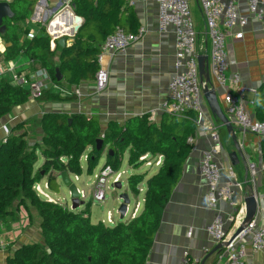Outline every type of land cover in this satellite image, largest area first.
<instances>
[{
  "label": "trees",
  "instance_id": "obj_1",
  "mask_svg": "<svg viewBox=\"0 0 264 264\" xmlns=\"http://www.w3.org/2000/svg\"><path fill=\"white\" fill-rule=\"evenodd\" d=\"M36 0H15L10 9L13 20H4V40L10 47L5 59L26 54L46 72L55 84L58 69L63 83L78 85L94 81L100 66L98 56L105 39L115 29L135 33L139 29L138 18L126 0H70L75 16L81 18L80 27L70 46L50 50L51 38L44 28L39 35L21 38L20 22L32 15ZM65 23H54L53 35L59 34ZM72 28L64 31L70 33ZM58 55L55 66L51 58ZM60 100L44 91L38 100ZM29 100L26 89L7 82L0 83V118L14 107ZM254 118L264 122V83L255 92ZM64 114L46 115L42 122L44 141L43 164L35 169L38 145L30 147L25 134L15 135L23 129L16 125L5 141L0 142V222H11L13 212L20 208L36 210L40 217L42 244H22L8 256L6 264H146L154 235L171 193L182 175L193 145L187 143L194 138L197 126L195 115H168L163 113L159 123H152L148 116L132 117L123 124L111 122L101 138L103 145L96 149L100 130L94 118L73 117L70 123ZM219 124V122H218ZM219 138L225 134L223 126L218 130ZM108 147L105 165L119 172L122 158L129 149L128 165L139 167V158L144 155L162 158L157 173L146 182L141 213L114 226L101 222L92 224L88 209L81 213L68 210L58 203H49L37 197L33 187L46 178L50 192L57 191L59 174L65 172L79 177L83 174L81 161L89 148L85 161V174L92 176ZM264 158V143L261 147ZM58 174V175H56ZM144 176H131L127 180L132 195L137 196V186Z\"/></svg>",
  "mask_w": 264,
  "mask_h": 264
},
{
  "label": "crops",
  "instance_id": "obj_2",
  "mask_svg": "<svg viewBox=\"0 0 264 264\" xmlns=\"http://www.w3.org/2000/svg\"><path fill=\"white\" fill-rule=\"evenodd\" d=\"M14 1L0 0L9 6ZM66 1L36 0L31 17L18 24L21 38L24 40L37 36L39 30L44 28L51 38L50 50L55 51L57 40L52 39L54 23H65L64 27H60L61 32L56 36L65 40V47L70 46L76 33L68 34L64 30L68 27L73 29L75 15L71 4L68 5ZM155 1L126 0L138 18L139 27H144L146 33L142 39L124 53L100 55L102 56L101 63L107 69L109 76L108 85L101 92L97 91L94 81L80 82L75 86L63 83V79L60 84L53 83L40 65L34 63L26 54L20 53L12 59H5L4 53L10 47V43L4 40L3 35H0V83L7 82L13 85L11 80L13 72H15L31 80L43 82L45 92L61 98L60 100L29 99L25 104L14 107L6 116L0 118V142L6 139L16 125L23 123V129L14 134L24 133L30 147L38 145L35 167L37 169L39 168L38 161H44L41 150L45 136L41 122L46 115L64 114L70 120L76 116L84 117L87 120L94 118L99 126L100 139L111 122L121 125L132 117L146 115L150 122L158 124L163 114L159 109L166 100L167 83L173 73L174 37L170 32L160 33L158 31ZM193 1L195 2V0ZM238 3L240 10L244 13L246 10L245 1L238 0ZM226 46L228 58L234 62L230 72H237L241 75L242 83L247 88L244 99L248 111L254 117L255 92L264 83V24L250 21L244 30L243 38L235 40L232 35H229ZM58 55L59 52H56L55 56L51 58L55 66L58 64ZM10 67L14 68L13 72L8 70ZM212 84L211 79V86ZM217 100L223 109L222 97L219 101L217 95ZM202 109L205 118L203 126L196 129L193 149L183 166L180 180L163 210L146 264H184V260L195 261L198 264L214 263L223 247L217 249L220 244L211 241L206 229L214 219L219 218L229 234L233 235L246 216L247 200L251 195L249 187L252 188L255 200L254 219L258 224L264 225V172H259L254 179H251L248 171L250 163L259 165L264 162L261 155L264 138L249 134L243 136L239 128L232 122L244 161H240L238 155L236 159H230L229 156L231 153H235V148L224 127L226 134L220 139L221 150L215 156V160L221 169L223 184L227 182V170L231 168L235 181L241 185L234 196L238 200V205L230 206L223 202L219 203L218 209L215 211L206 208L204 198L207 189L199 170L201 154L210 146L205 128L207 129L209 123L219 128L222 125L210 113L204 99L202 100ZM106 148L104 151L108 150V147ZM89 150L88 148L80 159L83 174L78 177L79 180L89 177L85 174V161ZM128 159L129 149L123 155L121 168L123 161L126 160L128 163ZM157 159V156H148L149 161ZM140 167L146 168V165L137 168L131 167V170L140 169ZM121 168L120 173L125 176L126 171H122ZM147 168L155 169L153 175L157 173L156 167ZM147 173L148 171H144L141 174H131L127 177L128 180L131 176H144L142 182L137 186V196L130 193L126 180L127 193H124L128 195L129 199L141 197L140 203L136 201L133 209L134 212L138 207L135 216H138L142 211L146 182L153 176H149ZM95 175H93L91 185ZM41 184L42 186L46 184V179L41 181ZM48 192L49 195H53L49 189ZM92 208V206L89 207L91 223L94 214ZM22 210L20 208L16 212L21 215L20 217L26 214ZM101 220L97 219L99 222ZM17 222H0V264H6L7 256L4 254L3 247L8 243L13 242L18 245V243L28 244L30 242L28 241L30 238L29 223L27 220ZM24 222L26 223L24 224ZM19 224L21 225L19 226ZM245 259L249 264H264V253H256L248 249Z\"/></svg>",
  "mask_w": 264,
  "mask_h": 264
},
{
  "label": "built area",
  "instance_id": "obj_3",
  "mask_svg": "<svg viewBox=\"0 0 264 264\" xmlns=\"http://www.w3.org/2000/svg\"><path fill=\"white\" fill-rule=\"evenodd\" d=\"M245 12L240 10L238 0H195L203 22L205 31V45L199 46L198 32L195 29L189 10V0H156L157 28L160 33H172L174 37V64L173 73L167 83V97L160 106L159 111L168 115H195L197 127L203 126L204 112L202 109L203 84L200 82L198 71V55H207V67L213 81L212 87L216 95H220L223 101V112L230 122L239 128L244 135H254L264 138V122L257 121L248 111L244 95L247 88L242 83L241 75L230 72L234 65L227 54V38L232 35L235 40L243 38L245 28L250 21L264 24V0H244ZM66 3L69 5L70 0ZM75 24V23H74ZM144 27H139L135 33H126L120 28L109 35L100 48V55L124 53L133 44L145 35ZM207 42V43H206ZM208 44V46H207ZM201 47L203 52H198ZM98 56L99 70L95 75L94 84L98 92L106 89L108 85V71L101 63L102 56ZM8 70L13 72L14 68ZM16 87L24 88L29 93V99L38 100L42 97L45 87L43 82L34 81L25 76L13 72L12 80ZM59 90V89H58ZM210 146L202 152L199 160L200 176L206 186L205 205L208 210L215 211L219 203H227L237 206L238 200L234 198L236 190L241 185L235 181L231 168L227 170V182H221V169L215 160L220 152L219 127L209 123L207 126ZM187 143L193 144V138H188ZM149 156V155H148ZM144 155L139 158L146 167H160L162 158L148 160ZM248 171L251 179L259 172H264V162L259 165L250 163ZM78 180V177L75 176ZM122 174L113 172L108 165H103L94 177L92 187V201L104 203L106 194L110 188L121 184ZM252 181V180H251ZM77 187V186H76ZM38 198L53 203L47 183L41 182L33 187ZM80 199L85 200V194L77 188ZM128 211V207H127ZM126 211V213H127ZM138 207L131 214L135 217ZM118 216V212L116 211ZM126 215V214H125ZM115 222V223H114ZM105 226H114L116 221L111 212H107L105 219L101 220ZM240 222L239 226L241 225ZM211 241L218 244L227 243L212 264H249L246 261L247 250L256 253H264V225L258 224L253 219L249 221L237 236L230 241V235L221 219L216 218L206 229ZM184 264H198L195 261L184 260Z\"/></svg>",
  "mask_w": 264,
  "mask_h": 264
},
{
  "label": "rangeland",
  "instance_id": "obj_4",
  "mask_svg": "<svg viewBox=\"0 0 264 264\" xmlns=\"http://www.w3.org/2000/svg\"><path fill=\"white\" fill-rule=\"evenodd\" d=\"M189 10H190L191 17L193 19V23L195 25V29L199 34V36H198L199 46H204L206 39H205V31L203 28V22H202V18H201L198 6L196 5V3L193 0H189ZM202 50L203 49L201 47L198 48V52H203ZM218 99H219V101H221L219 93H218ZM107 151H104L105 154H103L102 158L99 160L98 166L95 168L93 175L97 174L99 172V170L105 164ZM43 162L44 161H38V167H40L43 164ZM142 164H140V166H142ZM121 170L126 171V175L125 176L122 175V178H121V189L120 190H113L110 188V191L107 192L105 201L102 204L92 201L91 182L93 181V175L89 176L87 178L84 177L83 180H79V178L77 180L75 178V176L68 175V178L71 181V183L75 184L77 186V188L85 191L84 194L86 196V199L84 200V205L80 206L77 210H75L73 212L81 213V212L85 211L86 209H88V206L89 207L92 206L93 207L92 212L94 214H93L91 220H92V223H94V224L99 223V221H97V219H102V220L105 219L107 212L112 213L116 223L117 222H125V221L129 220V218L131 217V214L133 213V209H134L136 201H138L140 203L141 197H138L137 199L131 197L130 203L128 206V211H127L123 220L120 219L119 215L118 216L116 215V211L121 204V201H119V196L121 194H123L124 192L127 193V189H126V185H125L127 177L130 176L131 174H141L144 171H148L147 174L149 176H151L155 173L154 172L155 169L154 168H147V167L146 168L140 167V169H136V170L132 169L131 170V167H129L127 161L124 160ZM56 175H58V174H56ZM44 179H46V178H44ZM57 184H58L57 191H55L53 193V195H50V198H51L53 203L61 204L62 206L66 207L68 210H70L71 209V203H70V198H69V192H68L67 188L64 187L63 184L61 183L60 178L57 179ZM128 194H129V192H128ZM22 211H25V213H26L22 216L23 218L20 217L21 215H18V213L13 212L15 214H14L13 218H10L11 222L16 223V221L20 222L21 220H24V221L27 220V222L29 223L28 231L30 232V236H29L30 238H28V241H30V242L28 244H32V243L42 244L43 242H42L40 225H39L40 224L39 223L40 217H39L37 211L33 210V209H23ZM70 211H72V210H70ZM25 223L26 222H24V224ZM20 225L21 224H19V226ZM21 245L22 244H19V243H18V245H16V243H13V242L8 243L7 246L3 247L4 254L7 257L13 255V252L15 251L14 249L18 248Z\"/></svg>",
  "mask_w": 264,
  "mask_h": 264
},
{
  "label": "water",
  "instance_id": "obj_5",
  "mask_svg": "<svg viewBox=\"0 0 264 264\" xmlns=\"http://www.w3.org/2000/svg\"><path fill=\"white\" fill-rule=\"evenodd\" d=\"M71 9L73 11V6H71ZM13 20L14 19V14L10 9L9 4L0 2V34H3L5 32V26L3 25L4 20ZM75 20V26L71 30V34L77 33L79 27H80V21L81 18L74 16ZM53 40L56 41V45L59 46L60 48L65 47V40L63 38H57L56 35L52 36ZM198 71H199V76H200V82L203 84V90H202V96L204 101L207 104V107L210 111V113L220 122V124L226 129L227 133L230 135L234 148H235V153L230 154V159H236L237 155L240 158V161H244L242 152L239 148V144L236 140L235 137V132L234 128L232 127V123L228 119V117L225 115L223 112V109L221 108L218 100H217V95L216 92L214 91L213 87L211 86V79L207 67V55H198ZM55 78L57 82H60L62 80V76L60 75L58 69L55 71ZM70 119H68V122L70 123ZM5 141V140H4ZM103 145L102 139H98L96 141V149L100 150ZM111 151H108V154H110ZM59 178L61 183L63 184L64 187L67 188L69 192V198H70V203H71V209L72 211L77 210L80 206L84 205V201L80 199V194L77 190V187L75 184L71 183L69 180L67 174L65 172H62L59 174ZM116 190L121 189V184L118 183L115 185ZM248 190L250 191V197L247 200L248 207L246 211V216L243 219L241 225L238 227L236 232L233 234L231 237L230 241L233 240L237 234L243 229L245 224H247L249 221L254 219V212H255V200L253 197L252 193V188L249 187ZM119 201H121V204L119 208L117 209V212L119 214V217L121 220L124 219L127 207L129 206L130 199L127 194L123 193L119 196ZM227 243H223L218 245L217 249L220 247H225Z\"/></svg>",
  "mask_w": 264,
  "mask_h": 264
}]
</instances>
